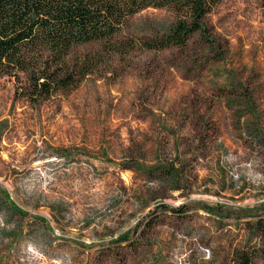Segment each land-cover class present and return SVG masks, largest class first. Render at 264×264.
<instances>
[{
  "label": "rangeland",
  "instance_id": "obj_1",
  "mask_svg": "<svg viewBox=\"0 0 264 264\" xmlns=\"http://www.w3.org/2000/svg\"><path fill=\"white\" fill-rule=\"evenodd\" d=\"M175 18L136 13L134 49L36 106L0 76V264H264V0L141 46Z\"/></svg>",
  "mask_w": 264,
  "mask_h": 264
},
{
  "label": "trees",
  "instance_id": "obj_2",
  "mask_svg": "<svg viewBox=\"0 0 264 264\" xmlns=\"http://www.w3.org/2000/svg\"><path fill=\"white\" fill-rule=\"evenodd\" d=\"M221 0H0V76L14 79L16 96L32 106L74 90L103 56L123 54L130 18L146 8L168 9L175 22L141 41L147 50L183 48ZM90 50L85 46L96 45ZM239 264H249L236 254Z\"/></svg>",
  "mask_w": 264,
  "mask_h": 264
}]
</instances>
